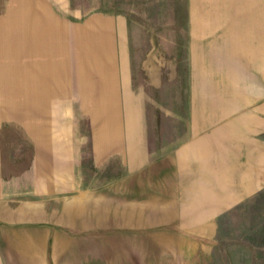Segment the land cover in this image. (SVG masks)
I'll return each mask as SVG.
<instances>
[{
	"label": "crops",
	"instance_id": "0c3cea01",
	"mask_svg": "<svg viewBox=\"0 0 264 264\" xmlns=\"http://www.w3.org/2000/svg\"><path fill=\"white\" fill-rule=\"evenodd\" d=\"M58 1L0 13V263L21 264V245L33 238L26 231L55 234L76 222L81 232L98 229L107 206L129 208L124 217L115 212V222L160 224L163 238L187 254L209 253L220 217L264 190V142L256 134L264 118L250 114L253 106L226 105V76L218 74L223 57L244 56L229 33L242 29L233 0H186L193 106L183 84L178 106L135 85L127 13L82 10L75 23L73 9ZM145 73L149 87L163 89ZM216 93L225 103L212 105L207 96ZM79 119L90 134H77Z\"/></svg>",
	"mask_w": 264,
	"mask_h": 264
},
{
	"label": "rangeland",
	"instance_id": "374dc122",
	"mask_svg": "<svg viewBox=\"0 0 264 264\" xmlns=\"http://www.w3.org/2000/svg\"><path fill=\"white\" fill-rule=\"evenodd\" d=\"M44 1L0 0V13L8 6L11 9L21 7V4L33 7ZM58 4L66 6L68 13L73 9L71 17L75 23L82 20V10L127 13L133 33L135 85L145 88L148 97L169 106H178L177 92L180 89L181 93L184 85L186 106H193L192 95L188 92L194 81L191 79L194 69H189L187 63L186 0H67V3L59 0ZM228 17L222 20L230 23ZM232 17L235 23L242 24V29H233L229 33L241 43L244 56H225V62L219 64L223 69L218 74L226 76L221 79L224 94L228 95L226 105L253 106L255 111L250 114L257 112L264 118V0H233ZM235 28L239 27L235 25ZM148 54H154L157 59L152 56L148 59ZM143 65L145 70L141 68ZM146 71H150V82L159 85L161 81L163 89L149 87ZM239 74L246 75L249 80H239ZM155 77L157 80H153ZM241 84L244 86L242 93L238 88ZM207 97L214 106L219 105V100L224 102L217 93ZM262 125V130L256 133L260 145L264 142V123ZM75 131L90 134L85 119L75 122ZM91 162L92 159L85 156L82 163L89 168ZM109 163L103 173L106 183L113 177L111 171L115 165L112 161ZM125 209L107 206L105 222L99 223L98 229L97 224H91L88 233L80 231V222L67 224L72 225L70 230L59 226L61 229L54 230L55 234L48 229L26 231L25 234L33 238L25 239L21 245L27 248L26 254L21 253V264H264V190L220 217L217 243L211 246L209 253L202 247L197 248V256L187 254L179 242L175 244L176 240L164 239L160 224L146 228L147 224L115 222V212L122 217L130 214L129 208L126 213ZM139 216L144 217V213ZM38 227H49V224H38ZM31 251L35 254L31 255Z\"/></svg>",
	"mask_w": 264,
	"mask_h": 264
}]
</instances>
